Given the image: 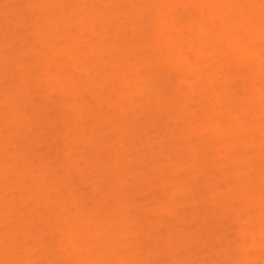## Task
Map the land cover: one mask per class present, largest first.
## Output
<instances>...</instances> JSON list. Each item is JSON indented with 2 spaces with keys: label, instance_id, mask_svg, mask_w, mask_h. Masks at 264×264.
I'll return each mask as SVG.
<instances>
[{
  "label": "rangeland",
  "instance_id": "1",
  "mask_svg": "<svg viewBox=\"0 0 264 264\" xmlns=\"http://www.w3.org/2000/svg\"><path fill=\"white\" fill-rule=\"evenodd\" d=\"M130 1L132 2L130 3ZM193 1L52 0L51 2V0H0V47L2 48V53L0 54V212L5 211V214L2 213L0 217L4 216V220L7 219L4 222L0 218L1 260L4 257L7 258L9 255H12V258L15 256L18 261L11 260L15 262L10 264L17 262L18 264H27L24 263L25 258L31 255L32 258L30 257L31 260L29 259L31 264H51V262L53 264L54 260V264H74L75 262L79 264L78 259L80 262L82 260L85 261L82 264H120V262L122 264V259L126 261H123L124 264H141L147 260L148 262L150 261L149 264H252L253 262V264H264V221L261 225L259 222L261 220L259 218L261 216L264 217V198L263 195L261 197L257 196L260 198L256 200L257 197L255 196L258 194L257 190L259 191L260 189L258 188L259 185L264 187L262 182L257 187L255 186L258 184V178L260 177L262 181L263 179L261 177H264L260 176L261 172V175L264 174V171H262L264 169V161L258 160L262 155L260 153H264V126H262L264 125V94H262L264 93V38H260V35L258 36L255 30L257 28L256 25H259L257 18L255 19L253 17L252 19L250 16L254 15L255 12H259V17L261 13L264 14V0H217L218 2L216 4L217 7L220 5L219 9L217 7L214 8L216 10L209 9L213 8L210 5L211 7L207 8V10L204 8L206 10L205 13L202 10V14H200L199 9L196 10L197 6L199 7L201 5V0H195L197 3H193ZM212 1L211 3H215ZM55 2L57 3L53 4ZM166 3L168 6L166 5L167 7H164ZM231 3H241L242 6L239 5L237 7L236 4L231 5ZM159 4L161 7L163 6V9L161 8L162 10L160 11H158L160 9ZM144 5L151 7L148 8L150 10L152 9V12L150 13L149 9L145 8ZM254 7L258 9V12H252L254 10L252 8ZM144 8L148 11H145ZM99 9L100 11H98ZM95 11H97V17ZM196 11L198 12L196 13ZM187 17L192 20L191 23H187L188 26L185 23L188 20ZM58 18L61 20L58 21ZM110 18L111 20H109ZM183 18H186V20ZM230 18L231 20L235 19L234 21L238 22L240 27L237 29L231 26L229 31L223 35L226 32L223 31V26L227 25L225 22L227 23ZM171 20L175 24H178V26L176 24L177 28L180 27L182 29L180 31L179 29H175L174 31L175 24H171ZM43 23L46 24L44 25ZM162 23L167 25H163L166 28L172 27L173 25L174 28L172 27V30L167 29L172 32L167 31L168 34L164 30L165 27L163 28ZM55 24H57L56 27ZM180 24L181 26H179ZM68 25H70L71 29H69ZM204 25L207 27H204ZM38 26L39 28H37ZM206 28L209 30L207 33ZM162 31L166 32V35ZM31 32L33 33V37H30ZM27 34L30 35L28 36ZM98 34L100 35L98 36ZM185 38L186 41L184 42ZM237 38L240 41H237ZM190 39L197 46L192 48L193 43H191ZM166 40L170 41L169 44L171 46L164 44L168 42ZM97 44L101 47H98ZM181 45H184L182 46L184 51L181 49ZM203 45L205 47H202ZM171 47L173 49L177 48L178 50L174 49L172 50L174 52H170ZM197 47L203 49H198ZM192 49H195L194 51L196 53L202 50V54H200L202 57L193 53L194 51ZM64 50L68 51L63 52ZM179 50H182L181 52L183 53L185 52L187 57L180 53ZM176 51H179L177 53L180 54L173 57ZM51 52H56V55L54 56ZM248 52H250L249 55H254V58L250 57L252 60L248 57ZM170 53L175 54L171 55ZM68 54L73 55L72 58H75L73 60L78 64L71 61L68 62V59L71 58V55L68 57ZM255 55L260 56V60L255 58ZM169 57L172 59L171 61ZM193 59H196V61H192ZM237 60L243 63V66L242 63H239L243 69L239 67L236 70L235 62ZM96 61L97 63H95ZM15 62L17 64L12 65ZM64 62L66 64L63 67L62 64ZM68 63H73V68L70 67L72 64H69V66ZM244 63H251L252 65L249 66L251 68L248 69V67H245ZM21 64L27 70L21 68ZM25 64L27 67L24 66ZM30 65L34 67L30 68ZM74 65H76V69H74ZM17 66L20 68V72L17 71ZM68 67H70V70H73V75V72ZM221 67H226L227 69H224L229 72L223 73L220 69ZM67 68V74L71 73L70 75L72 76L64 73L67 72ZM118 68L119 70H117ZM217 69L220 70L218 72L219 74H215L217 73ZM17 72L24 73L22 74L23 77L22 75L20 77V74L19 76L16 75L18 74ZM192 72L195 73L191 74ZM235 74H237V78H235ZM228 76L229 79H231V76L234 77L232 78L233 80L229 81H233L232 84L234 86H231V83H227L228 81L226 79ZM72 77L74 80L77 79L75 83ZM18 78H21V80ZM88 81L90 82L88 83ZM78 82L80 85L77 84ZM12 84L14 87H12ZM75 84H77L76 90L73 88ZM92 84H95L96 87L100 86V90L97 88L99 91H95L96 88L94 86L91 88L92 86H90ZM211 85H215V89ZM78 86L79 88L82 87L80 88L81 91L78 89ZM19 89L23 92L22 94L18 92ZM68 89H71V93ZM91 90L95 94H92ZM193 93L194 95L197 94V97H193ZM19 94L21 95L19 96ZM22 95L26 96V101L23 100L24 102H20L22 99H19ZM101 95L102 97L98 99ZM122 95L124 97L123 99ZM31 96L34 98L29 99ZM22 98L24 99V97ZM118 98L119 100H117ZM186 100L193 103V106L187 102L190 104L187 106L190 107L186 106L183 108L182 106L187 104L184 102ZM5 101L9 102L6 103ZM174 102L177 103V107H175L176 104ZM4 103L5 105H3ZM88 103L89 105H86ZM110 103L113 105H110ZM25 104L26 106L23 108L22 105L24 106ZM77 105L78 107L81 105L77 109L82 108V111L80 110L81 113L84 111L82 114H79V111L76 110ZM41 106H44V109ZM191 106L196 111L193 109L190 110ZM158 112H161L162 115ZM89 113L91 114L89 115ZM19 114L21 118L23 115L24 118L22 119L25 121L21 120ZM252 115H254L255 119L258 118V121L254 120V117L252 120ZM257 115L260 116L256 117ZM233 116L239 118V120L237 119V121ZM11 118H15L13 119L14 121L10 120ZM103 119H105L104 124L107 122L105 125H101ZM249 120L251 123L253 121V127L249 123ZM2 121L5 123L3 124ZM9 121L13 122L11 123L12 125L9 124ZM193 122L194 125L192 124ZM257 123L260 125H257ZM5 124H8V126ZM211 125H216L218 130H213V126ZM92 126L95 130L93 128L91 129ZM115 126H118L120 130L118 127L115 130ZM249 126L251 127L249 128ZM237 128L241 134L244 129L246 131L250 129V133L244 132L247 134V136L245 135L247 139L243 137L244 133L241 137L237 136L236 132H239L236 131ZM35 135L40 136L36 137ZM145 136L146 138H144ZM217 136L219 137L217 138ZM236 137L237 139H241L242 143L240 140H238L239 142L235 141L234 139ZM87 138H92L90 139L91 141L94 140L92 144L96 145L95 143L97 142L102 148L98 144L96 145L97 147H90L89 144L91 143L88 144L86 142L89 141ZM212 140H215L216 143ZM252 140L255 142H252ZM109 141H111L112 147L111 145L109 146ZM113 142H117L116 144L118 146ZM206 142L207 144H205ZM245 143L252 144L247 145L252 148H248V151L245 149L247 154L251 151L253 155H258L253 156L255 159L253 158L252 160V167L256 170H250L251 168L249 167H251L250 164L252 163L246 164L249 169L246 166L243 167V162L240 165L241 161L245 160L239 154L241 153L240 149L246 145ZM242 144L243 146H241ZM255 144L257 146H253ZM106 145L112 149L110 150ZM212 146L216 148H212ZM98 147L102 150L97 149ZM257 147L261 149L259 153H257ZM238 154L239 159L236 158ZM204 155L207 157L205 160H203ZM211 156L218 159L216 160ZM262 158L260 159L262 160ZM198 161L202 163L200 164ZM227 161L230 165L227 164ZM95 162H97V165ZM108 165L110 168L106 170ZM220 165L224 167H220ZM219 168L223 169L222 173ZM244 168L249 173L250 171L253 173H250V175L246 174ZM111 169L115 170L111 171ZM240 174L246 177H242L243 175L237 177ZM211 176L215 178L210 179L212 178ZM167 178L171 179V184V181L169 182ZM241 178L243 180L240 181L239 179ZM207 179L212 181L209 182ZM215 180L220 181L221 184H218L220 187L214 183ZM225 180L230 182L227 183ZM175 182H179L184 189L182 186H179V183L178 186L174 185L177 184ZM162 186L164 187L163 192ZM174 186L177 189L179 187L180 193H177V189ZM173 189L176 191L175 194H181V196L179 195V197L173 194ZM222 190L224 191V195H227L225 197H228V199L232 198V201H229L230 203L225 202L223 204L224 201H222L223 203L217 201L222 200V198L217 197L218 193H221ZM181 191L183 192L181 193ZM237 192L241 193V195H237L239 194ZM71 194L74 195V198ZM25 197L28 199H24ZM208 198L210 199L208 200ZM153 199H156V202ZM213 201H217L219 206H213ZM71 203L74 204L72 205ZM163 204L167 205L162 206ZM178 204L179 206H177ZM220 204L225 205L226 209L232 208L230 207L232 205L235 208L233 215L229 212L230 210L226 211V209H223L225 208L224 206L220 207ZM180 205L183 206L181 207L182 209ZM250 206L253 208L252 210H249L251 209ZM126 207H128V210ZM159 208L164 209L163 212L165 211L164 214H166L165 218L162 210ZM141 209L142 211L140 212ZM32 210L35 211L32 212ZM235 211L241 212L242 214L240 213L235 217ZM90 215L93 217L91 218ZM91 219H93V223L90 221ZM87 222L89 225H87ZM122 223H125V225H122ZM166 225H169V232H167L169 229H167L168 227ZM157 226H161V228ZM120 232L123 234H120ZM91 233L95 236H92ZM167 233L170 234L167 236ZM29 235L32 238L29 237V239ZM216 236L218 239L214 240ZM96 237L100 239L98 240ZM213 237L214 239H212ZM222 237L224 240L221 239ZM40 243L44 247L47 244L46 249L50 247L47 249L48 251L44 247V250H42V246L39 245ZM186 243L191 248L187 247L186 249V246H188ZM112 245L113 247L116 246L115 248L117 249H111ZM174 245L177 248L174 249ZM55 246L56 248L59 246L60 251L58 248L54 249ZM138 248L139 251L137 250ZM178 248H183V250H179ZM5 251L8 254L5 255ZM54 251L56 254L61 251L63 252L57 255L60 260L55 258L57 256ZM136 251L138 252L137 254H135ZM26 252L28 254L30 253V255L26 256L28 255H25ZM103 252L105 255L102 254ZM167 252H170L169 256ZM238 253H241L240 257ZM195 254L196 256H194ZM244 256H247L246 261L244 260ZM136 257L137 260L140 257L139 262H142L137 263L138 261L133 260ZM248 257L252 258V263L248 261L250 259ZM116 258L121 260H116ZM108 259H110V262ZM238 259H241V261L239 260L236 263L235 260ZM2 263L4 264L5 261H0V264ZM143 264L147 263L145 262Z\"/></svg>",
  "mask_w": 264,
  "mask_h": 264
},
{
  "label": "bare ground",
  "instance_id": "2",
  "mask_svg": "<svg viewBox=\"0 0 264 264\" xmlns=\"http://www.w3.org/2000/svg\"><path fill=\"white\" fill-rule=\"evenodd\" d=\"M55 1H56V0H55ZM62 1H63V0H62ZM104 1H106V0H104ZM109 1H110V0H109ZM121 1H122V0H121ZM152 1H153V0H152ZM158 1H159V0H158ZM192 1H193V0H192ZM202 1H205V2H202ZM211 1H212V0H211ZM211 1L201 0V1H200V2H201V5H199V4H200V3H199V4H198L199 7L197 6L196 10L199 9V10H200V14H202L203 11H204V13H205V11L207 10V8L211 7L210 5H212L213 8H209V9H214L215 7H217V4H216V3H217L219 0H218V1H217V0H213V1H212V2H215V3H211ZM51 2H52V0H51ZM51 2H50V3H51ZM53 2H54V1H53ZM107 2H108V1H107ZM111 2H114V1H111ZM131 2H132V1H130V3H131ZM144 2H145V1H144ZM155 2H156V0H155ZM162 2H163V1H162ZM167 2H168V1H167ZM171 2H172V1H171ZM194 2L197 3V1H195V0L193 1V3H194ZM206 2H207V3H206ZM56 3H57V2H55V3H53V4H56ZM158 3H159V2H158ZM191 3H192V2H191ZM15 4H16V3H15ZM102 4H103V3H102ZM119 4H120V3H119ZM123 4H124V3H123ZM161 4H162V3H161ZM232 4H234V3H231V5H232ZM235 4L237 5V7H239V5L242 6L241 3H235ZM235 4H234V5H235ZM139 5H140V4H139ZM166 5L168 6V4L166 3V4L164 5V7H165ZM202 5H203V6H202ZM13 6L15 7V5H13ZM50 6H51V5H50ZM53 6H55V5H53ZM118 6H119V5H118ZM146 6H147V5H146ZM146 6L144 5L145 8H148V7H149V6H148V7H146ZM154 6H155V5H154ZM156 6H158V5H156ZM167 6H166V7H167ZM51 7H52V6H51ZM159 7H160V9H158V11H160V10L163 9V6L161 7L160 4H159ZM159 7H158V8H159ZM185 7H186V6H185ZM194 7H196V6H194ZM219 7H220V5L217 7V9H219ZM142 8H143V7H142ZM145 8H144V9H145ZM149 8H151V7H149ZM149 8H148V9H149ZM161 8H162V9H161ZM204 8H206V10H205ZM97 9H98V8H97ZM124 9H125V8H124ZM155 9H156V8H155ZM164 9H165V8H164ZM252 9H254V10L252 11ZM252 9H251V11H252L253 13H254L255 11L258 12V9H255V7L252 8ZM146 10H147V9H145V11H146ZM202 10H203V11H202ZM214 10H216V9H214ZM220 10H221V9H220ZM98 11H100V9H99ZM128 11H129V10H128ZM147 11H148V10H147ZM149 11H150V13H151V12H152V9H151V10L149 9ZM155 11H156V10H155ZM93 12H94V10H93ZM93 12H92V13H93ZM96 12H97V11H95V13H96ZM156 12H157V11H156ZM187 12H188V11H187ZM197 12H198V11H196V13H197ZM201 12H202V13H201ZM210 12H211V11H210ZM252 12H251V14H252ZM92 13H91V14H92ZM112 13H113V12H112ZM118 13H119V12H118ZM123 13H124V12H123ZM137 13H138V12H137ZM260 13H261V12H260ZM114 14H115V13H114ZM121 14H122V12H121ZM143 14H144V13H143ZM187 14H189V13H187ZM187 14H186V16H187ZM190 14H191V13H190ZM30 15H31V14H30ZM62 15H63V14H62ZM95 15H96V17L98 16L97 13H96ZM122 15L124 16V14H122ZM135 15H136V14H135ZM204 15H205V14H204ZM257 15H258V17H259V12H258V13L255 12L254 15H250V16H251L252 19H253V17H254L255 19L257 18V22L259 23V25H256L257 28H256V29L254 28V29L257 31L258 36L260 35V38H262V37L264 38V30H263V26H264V14L261 13V16H260L259 18L257 17ZM25 16H26V15H25ZM99 16H101V15L99 14ZM118 16H119V15H118ZM188 16H189V15H188ZM28 17H29V16H28ZM28 17H27V18H28ZM59 17H60V15H59ZM61 17H62V16H61ZM94 17H95V16H94ZM112 17H113V16H112ZM151 17H152V16H151ZM25 18H26V17H25ZM66 18H67V17H66ZM100 18H101V17H100ZM114 18H115V17H114ZM117 18H118V17H117ZM140 18H141V17H140ZM187 18H188V17H187ZM68 19H69V18H68ZM103 19H104V18H103ZM115 19H116V18H115ZM155 19H156V18H155ZM183 19L186 20V18H183ZM56 20H57V19H56ZM56 20H55V22H56ZM59 20H61V19L58 18V21H59ZM109 20H111V18H110ZM230 20H231V18L229 19V21H228V19H227L228 22H227V23L225 22V24H227V25L223 26V29H224L223 31H226V32L223 33V35H224L225 33H227V31H229V29H230L231 26H232L233 28L235 27V28H237V29H239V27H240V24H239L238 22H235V21H234L235 19H234V20L232 19L231 21H230ZM63 21H64V20H63ZM65 21H67V20L65 19ZM65 21H64V22H65ZM95 21H96V19H95ZM99 21H100V20H99ZM188 21H190V22H188ZM191 21H192L191 18H188L187 22H185L186 25L188 26L187 23H191ZM233 21H234V22H233ZM46 22H48V21H46ZM61 22H62V21H61ZM69 22H70V21H69ZM49 23H50V20H49ZM49 23H47V24H49ZM98 23H99V22H98ZM118 23H119V22H118ZM172 23L175 24V22H172V20H171V24H172ZM43 24H44V23H43ZM45 24H46V23H45ZM45 24H44V25H45ZM65 24H66V22H65ZM67 24H68V23H67ZM74 24H75V23H74ZM102 24H104V23H102ZM102 24H101V25H102ZM125 24H126V23H125ZM157 24H159V23H157ZM169 24H170V23H169ZM176 24H177V23H176ZM176 24L174 25L175 28H174V26L172 25V27L174 28V31H175V29H177V30L179 29V31H180L182 28H181V29H180V27L177 28L178 24H177V26H176ZM207 24H208V23H207ZM37 25H38V24H37ZM49 25H52V24H49ZM56 25H57V24H55V27H56ZM99 25H100V24H99ZM117 25H118V24H117ZM120 25H121V24H120ZM163 25H166V24L162 23V26H163ZM205 25H206V24H205ZM205 25H204V27H207V26H205ZM40 26H41V25H40ZM65 26H66V25H65ZM65 26H64V27H65ZM68 26H69V29H71V28H70V25H68ZM68 26H67V27H68ZM77 26H79V25H77ZM91 26H92V25H91ZM155 26H157V25H155ZM158 26H159V25H158ZM162 26H161V27H162ZM166 26H167V25H166ZM168 26H169V25H168ZM179 26H181V24H180ZM208 26H210V25H208ZM213 26H216V25H213ZM256 26H255V27H256ZM42 27H43V26H42ZM55 27H54V28H55ZM67 27H66V28H67ZM99 27H100V26H99ZM101 27H102V26H101ZM107 27H108V26H107ZM164 27H165V26H163V28H164ZM172 27H171V26H170L169 28H166V27H165L164 30L167 32L168 30H172ZM227 27H229V28H227ZM37 28H39V26H38ZM49 28H51V27H49ZM52 28H53V27H52ZM82 28H83V27H82ZM119 28H120V27H119ZM122 28H123V27H122ZM154 28H155V27H154ZM157 28H158V27H157ZM170 28H171V29H170ZM209 28H210V27H209ZM83 29H84V28H83ZM126 29H127V28H126ZM143 29H144V28H143ZM167 29H168V30H167ZM202 29L204 30L203 27H202ZM206 29H207V30H206V33H207L209 30H208V28H206ZM38 30H39V29H38ZM38 30H37V31H38ZM49 30H50V29H49ZM114 30H115V29H114ZM114 30H113V31H114ZM159 30H160V29H159ZM190 30H192V29H190ZM190 30H189V31H190ZM35 31H36V30H35ZM37 31H36V32H37ZM69 31H70V30H69ZM134 31H135V30H134ZM144 31H145V30H144ZM174 31H173V32H174ZM182 31H183V30H182ZM38 32H39V31H38ZM100 32H101V31H100ZM111 32H112V31H111ZM115 32H116V31H115ZM123 32H124V30H123ZM127 32H128V31H127ZM162 32H163V31H162ZM162 32H161V33H162ZM166 32H163V33H165L164 35H166ZM168 32H170V31H168ZM168 32H167V33H168ZM171 32H172V31H171ZM171 32H170V33H171ZM191 32H192V31H191ZM203 32H204V31H203ZM174 33H176V32H174ZM180 33H181V32H180ZM230 33H231V32H230ZM230 33H229V35H230ZM32 34H33V33L31 32V35H30V34H27V35H28V36L30 35V37H31ZM35 34H36V33H35ZM38 34H39V33H38ZM38 34H37V35H38ZM117 34H118V32H117ZM154 34H155V33H154ZM156 34H157V33H156ZM158 34H159V33H158ZM168 34H169V33H168ZM37 35H35V36H37ZM99 35H100V34H98V36H99ZM164 35H163V36H164ZM170 35H171V34H170ZM192 35H195V34H192ZM226 35H227V34H226ZM116 36H117V35H116ZM154 36H155V35H154ZM161 36H162V35H161ZM215 36H216V35H215ZM215 36H214V37H215ZM32 37H33V36H32ZM38 37H39V35H38ZM114 37H115V36H114ZM146 37H147V36H146ZM168 37H169V36H168ZM3 38H4V37H3ZM161 38H163V37H161ZM166 38H167V37H166ZM166 38H165V39H166ZM179 38H180V37H179ZM183 38H184V37H183ZM65 39H66V36H65ZM100 39H101V38H100ZM115 39H117V38H115ZM97 40H98V39H97ZM100 41H102V40H100ZM166 41H168V42H166V43H164V44H165V45L168 44L169 46H171V45L169 44L170 41H169V40H166ZM180 41H181V40H180ZM185 41H186V38L184 39V42H185ZM190 41H191V39H190ZM237 41H240V39L237 38ZM110 42H111V41H110ZM160 42H161V41H160ZM163 42H164V41H163ZM25 43H27V42H25ZM90 43H91V42H90ZM104 43H105V42H104ZM191 43H193L192 48H193L194 46H197L196 43H194V41H191ZM93 44H94V43H93ZM109 44H110V43H109ZM123 44H124V43H123ZM159 44H160V43H159ZM171 44H172V43H171ZM181 44H183V43L181 42ZM2 45H4V44H2ZM2 45H1V46H2ZM70 45H71V44H70ZM97 45H98V44H97ZM162 45H163V44H162ZM168 45H167V46H168ZM174 45H175V44H174ZM174 45H173V47H175ZM178 45H179V43H178ZM27 46H28V45H27ZM89 46H90V45H89ZM99 46H100V45H98V47H99ZM109 46H110V45H109ZM154 46H155V45H154ZM163 46H164V45H163ZM169 46H168V47H169ZM182 46H184V45H181V46H180L181 49H183ZM2 47H3V46H2ZM25 47H26V45H25ZM95 47H97V46H95ZM100 47H101V46H100ZM111 47H112V45H111ZM121 47H122V46H121ZM152 47H153V46H152ZM155 47H156V46H155ZM164 47H165V46H164ZM164 47H163V48H164ZM173 47H171L172 49H171L170 52H174V51H172V50L175 49V48L173 49ZM202 47H205V46L203 45ZM246 47H248V46H246ZM0 48H1V47H0ZM3 48H4V47H3ZM91 48H92V47H91ZM124 48H126V47H124ZM160 48H162V47L160 46ZM197 48H198V47H197ZM207 48H208V47H207ZM20 49H21V48H20ZM71 49H72V47H71ZM98 49H99V48H98ZM122 49H123V48H122ZM167 49H168V48H167ZM169 49H170V48H169ZM176 49H177V48H176ZM176 49H175V50H176ZM195 49H196V48H195ZM195 49H192V51H194ZM198 49H203V48H198ZM247 49H248V48H247ZM247 49H246V50H247ZM1 50H2V48L0 49V54L2 53ZM16 50H18V49H16ZM68 50H69V48H68ZM68 50H64L63 52L68 51ZM89 50H90V49H89ZM89 50H88V51H89ZM103 50H104V49H103ZM117 50H118V49H117ZM127 50H128V49H127ZM177 50H178V49H177ZM18 51H19V50H18ZM18 51H17V52H18ZM26 51H27V48H26ZM86 51H87V50H86ZM90 51H93V50H90ZM122 51H123V50H122ZM163 51H164V50H163ZM179 51H180V53H182L185 57H187L185 52H184V53L181 52L182 50H179ZM179 51H176V54L173 53V54H175V55H173V54H171V53H170V54L173 55V57H174V56L180 54V53H177V52H179ZM183 51H184V49H183ZM197 51H198V50H197ZM201 51H202V50H199V51H198L199 53H198V52L196 53V52L194 51L193 53H196V54L199 56L200 54H202ZM247 51H249V50H247ZM3 52H4V51H3ZM56 52H57V51H56ZM56 52H51V53H53L54 56H55V55H56V54H55ZM155 52H156V51H155ZM200 52H201V53H200ZM22 53H23V51H22ZM57 53H58V52H57ZM70 53H71V52H70ZM86 53H87V52H86ZM86 53H85V54H86ZM88 53H89V52H88ZM124 53H125V52H124ZM249 53H250V52H248V55H249ZM3 54H4V53H3ZM25 54L27 55L26 52H25ZM71 54H72V53H71ZM71 54H68V57H70L69 55H71ZM102 54H103V53H102ZM102 54H101V55H102ZM26 55H25V56H26ZM50 55H51V54H50ZM94 55H96V54H94ZM22 56H23V55H22ZM22 56H20V57H22ZM27 56H28V55H27ZM63 56H64V55H63ZM65 56H67V55H65ZM124 56H126V55H124ZM169 56H170V55H169ZM194 56H195V55H194ZM253 56H254V55L251 54V55H249L248 57H249V58H250V57L254 58ZM23 57H24V56H23ZM52 57H53V56H52ZM68 57H67V58H68ZM72 57H73V55H71V58H72ZM77 57H78V56H77ZM87 57H88V56H87ZM89 57H91V56H89ZM173 57H172V58H173ZM200 57H202V56L200 55ZM259 57H260V56H259ZM259 57H258V55H257V56L255 55V58H258V59H259ZM9 58H10V57H9ZM16 58H17V57H16ZM71 58L68 59V62L71 61V62H74V63L76 64L77 62L74 61L75 58H72V59H71ZM113 58H114V57H113ZM122 58H123V56H122ZM164 58H165V57H164ZM196 58H197V57H196ZM18 59H19V58H18ZM20 59H21V58H20ZM73 59H74V60H73ZM90 59H91V58H90ZM161 59H162V58H161ZM169 59H170V61L172 60L170 57H169ZM197 59H198V58H197ZM241 59H242V58H241ZM241 59H240V61H241ZM250 59H251V58H250ZM24 60H25V59H24ZM24 60H23V61H24ZM47 60H48V59H47ZM72 60H73V61H72ZM76 60H77V59H76ZM80 60H81V59H80ZM87 60H88V59H87ZM99 60H100V59H99ZM167 60H168V59H167ZM194 60L196 61V59H193L192 61H194ZM251 60H252V59H251ZM259 60H260V59H259ZM161 61H162V60H161ZM195 61H194V62H195ZM237 61H238V62H237ZM237 61L235 62V63H236V64H235V66H236V67H235L236 70L239 69V67H241V66L239 65V63H242V62H239V60H237ZM11 62H12V61H11ZM21 62H22V61H21ZM47 62H48V61H47ZM120 62H121V60H120ZM165 62H166V61H165ZM18 63H19V62H18ZM22 63H23V62H22ZM86 63L88 64V62H86ZM95 63H97V61H96ZM98 63H99V62H98ZM159 63H160V62H159ZM13 64H17V63L15 62V63H12V65H13ZM23 64H24V63H23ZM23 64H21V65H22L21 68H23ZM39 64H40V63H39ZM39 64H38V65H39ZM42 64H43V63H42ZM42 64H41V65H42ZM64 64H66V62H64V63L62 64L63 67L65 66ZM69 64H70V65L72 64V65L70 66ZM77 64H78V63H77ZM89 64H90V63H89ZM114 64H115V63H114ZM119 64H121V63H119ZM142 64H143V63H142ZM149 64H150V63H149ZM149 64H148V66H149ZM166 64H167V62H166ZM244 64H245V67H248V69L251 68V67H249V66L252 65L251 63H249L250 65H249L248 63H247L248 65H247L246 63H244ZM62 65H61V66H62ZM68 65H69L70 67H72V66H73V63H68ZM131 65H132V64H131ZM189 65H190V64H189ZM246 65H247V66H246ZM15 66H16V65H15ZM15 66H14V67H15ZM18 66H19V65H18ZM18 66H17V67H18ZM24 66L27 67L26 64H25ZM66 66H67V65H66ZM75 66H76V65H74V67H75ZM93 66H94V65H93ZM117 66H118V65H117ZM117 66H116V67H117ZM151 66H152V65H151ZM199 66H200V65H199ZM242 66H243V63H242ZM33 67H34V66H33ZM33 67H31V65H30V68H33ZM36 67H37V66H36ZM40 67H41V66H40ZM63 67H62V68H63ZM70 67H68L69 70H70ZM88 67H89V65H88ZM88 67H87V68H88ZM90 67H92V66H90ZM118 67H119V66H118ZM122 67H123V66H122ZM188 67H189V66H188ZM24 68H25V67H24ZM24 68H23V69H24ZM28 68H29V67H28ZM68 68H67V70H66L67 72H64V73H66V74L68 73ZM72 68H73V67H72ZM79 68H80V67H79ZM96 68H97V67H96ZM119 68H120V67H119ZM119 68H118L117 70H119ZM158 68H159V67H158ZM162 68H163V67H162ZM203 68H204V67H203ZM203 68H202V69H203ZM224 68L227 69L226 67H224ZM224 68H222V67L220 68V69L222 70L223 73L228 71V70H225ZM228 68H229V66H228ZM15 69H16V68H15ZM17 69H18L17 71L20 70L19 67H18ZM25 69H26V68H25ZM25 69H24V70H25ZM37 69H39V68H37ZM64 69H65V68H64ZM64 69H63V71H65ZM74 69H76V67H75ZM166 69H167V68H166ZM241 69H243V68L241 67ZM241 69H240V70H241ZM24 70H23V71H24ZM26 70H27V69H26ZM40 70H41V69H40ZM77 70H78V69H77ZM92 70H93V68H92ZM129 70H130V69H129ZM245 70L247 71L246 68H245ZM252 70H253V69H252ZM31 71H32V70H31ZM70 71L73 72V70H70ZM70 71H69V72H70ZM81 71H82V70H81ZM87 71H88V70H87ZM97 71H98V70H97ZM174 71H175V69H174ZM187 71H188V70H187ZM204 71H205V70H204ZM241 71H242V70H241ZM14 72H15V70H14ZM19 72H20V71H19ZM19 72H17L18 74H16V75L19 76V74H20V77H21V75L24 74V73H22V72L19 73ZM117 72H118V71H117ZM175 72H177V70H176ZM196 72H197V70H196ZM216 72H217V73H215V74H219L218 72H220V70L217 69ZM228 72H229V71H228ZM236 72H237V71H236ZM27 73H28V72H27ZM87 73H89V72H87ZM171 73H172V71H171ZM193 73H195V72H192L191 74H193ZM238 73H240V72H238ZM11 74H12V72H11ZM70 74H71V73H69V74H67V75H68V76H72V75L74 74V72L72 73V75H70ZM75 74H76V72H75ZM95 74H96V73H95ZM199 74H200V72H199ZM9 75H10V74H9ZM12 75H13V74H12ZM12 75H11V77H13ZM77 75H80V74H77ZM167 75H168V74H167ZM211 75H212V72H211ZM233 75H234V74H233ZM235 75H236L235 78H237V74H235ZM249 75H250V74H249ZM251 75H252V74H251ZM18 76H17V77H18ZM24 76H25V75H24ZM75 76H76V75H75ZM80 76H81V75H80ZM83 76H84V75H83ZM95 76H96V75H95ZM118 76H119V75H118ZM164 76H165V75H164ZM168 76H169V75H168ZM170 76H171V75H170ZM173 76H174V75H173ZM189 76H190V75H189ZM194 76L196 77V75H194ZM199 76H200V75H199ZM22 77H23V75H22ZM160 77H161V75H160ZM162 77H163V76H162ZM171 77H172V76H171ZM178 77H179V76H178ZM178 77H176V78H178ZM212 77H213V76H212ZM215 77H216V76H215ZM217 77H218V76H217ZM224 77H225V76H224ZM25 78H26V77H25ZM74 78H75V77H74ZM77 78H78V77H77ZM85 78H86V77H85ZM85 78H84V79H85ZM92 78H93V77H92ZM118 78H119V77H118ZM179 78H180V77H179ZM181 78H182V77H181ZM188 78H189V77H188ZM226 78H227V77H226ZM230 78H231V79H229V76H228V78L226 79L228 82H227V81H226V82L232 84L233 81H231V82H229V81H230V80H233L232 78H234V77L231 76ZM2 79H3V77H2ZM10 79H11V78H10ZM18 79L21 80V78H18ZM81 79H82V78H81ZM90 79H91V78H90ZM163 79H164V78H163ZM168 79H169V78H168ZM174 79H175V78H174ZM210 79H211V78H210ZM218 79H219V78H218ZM218 79H217V80H218ZM8 80H9V79H8ZM22 80H23V79H22ZM72 80H73L74 83H75V81H76L77 79L74 80L73 77H72ZM92 80H93V79H92ZM92 80H91V81H92ZM182 80H183V79H182ZM212 80H213V79H212ZM234 80H235V79H234ZM1 81H3V80H1ZM10 81H11V80H10ZM110 81H111V78H110ZM165 81H166V80H165ZM169 81H171V80H169ZM180 81H181V80H180ZM214 81H215V80H214ZM12 82H14V81H12ZM69 82H70V81H69ZM89 82H90V81H88V83H89ZM92 82H93V81H92ZM111 82H112V81H111ZM118 82H119V81H118ZM9 83H10V82H9ZM16 83H17V82H16ZM20 83H21V82H20ZM71 83H72V82H71ZM74 83H72V84H74ZM83 83H84V82H83ZM106 83H107V82H106ZM158 83H160V82H158ZM184 83H185V82H184ZM77 84L80 85L79 82H78ZM77 84H75V85L73 86L74 89L76 88ZM97 84H98V83H97ZM112 84H113V83H112ZM156 84H157V83H156ZM212 84H214V83H212ZM162 85H163V84H162ZM8 86H9V85H8ZM50 86H51V85H50ZM90 86H92L91 88H93V86H94V88H96L95 91L97 90V88H99V90H100V86H99V87H96L95 84H92V85H90ZM211 86H213V88L215 87V85H211ZM211 86H210V87H211ZM231 86H234V84H232ZM10 87H11V86H10ZM12 87H14L13 84H12ZM179 87H180V85H179ZM184 87H185V86H184ZM184 87H182V88H184ZM193 87H194V86H193ZM193 87H191V88H193ZM219 87H220V86H219ZM219 87H218V88H219ZM15 88H18V87H15ZM68 88H69V86H68ZM80 88H82V87H80ZM80 88H79V86H78V89H79V90H80ZM91 88H90V89H91ZM117 88H118V86H117ZM195 88H196V87H195ZM9 89H11V88H9ZM76 89H77V88H76ZM76 89H75V90H76ZM214 89H215V88H214ZM216 89H217V88H216ZM244 89H245V88H244ZM15 90H16V89H15ZM68 90H69V92L71 91V89H68ZM79 90H78V92H79ZM99 90H97V91H99ZM104 90H105V89H104ZM111 90H113V89H111ZM190 90H191V89H190ZM196 90H198V89H196ZM220 90H222V89H220ZM6 91H9V90H6ZM50 91H51V90H50ZM73 91H74V90H73ZM80 91H81V90H80ZM91 91H92V94H95V93H93V92H94L93 90H91ZM91 91H90V93H91ZM115 91H116V90H115ZM198 91H199V90H198ZM201 91H202V90H201ZM217 91H218V89H217ZM245 91H247V89H245ZM16 92H17V91H16ZM18 92L21 93V94L23 93V92L20 91V89L18 90ZM100 92H101V91H100ZM184 92H185V91H184ZM188 92H189V91H188ZM209 92H211V91H209ZM70 93H71V92H70ZM72 93H73V92H72ZM97 93H98V92H97ZM189 93H190V92H189ZM198 93H200V92H198ZM203 93H205V92H203ZM206 93H207V92H206ZM218 93H219V92H218ZM21 94H19V96H20ZM77 94H78V93H77ZM221 94H222V93H221ZM221 94H220V95H221ZM262 94H264V93H262ZM17 95H18V94H17ZM31 95H32V94H31ZM73 95H75V94L73 93ZM98 95H99V93H98ZM98 95H97V96H98ZM103 95L105 96V94H103ZM128 95H129V94H128ZM189 95H192V94H189ZM193 95H194V93H193ZM196 95H197V94H195L193 97H197ZM32 96H33V95H32ZM32 96H31L29 99H33L34 97L32 98ZM67 96H68V94H67ZM97 96H96V97H97ZM187 96H188V95H187ZM217 96H218V95H217ZM22 97H24V99H23ZM83 97H84V96H83ZM93 97H94V96H93ZM101 97H102V95L99 96L98 99H100ZM106 97H107V95H106ZM117 97H118V96H117ZM27 98H28V96H27ZM104 98H105V97H104ZM123 98H124V97H123V95H122V99H123ZM174 98H175V97H174ZM182 98H183V96H182ZM185 98H186V97H185ZM188 98H190V97H188ZM19 99H22V100H20V102L23 101V100L26 101V96H25V95H24V96L22 95L21 98L19 97ZM117 100H119V98H118ZM120 100H121V99H120ZM24 101H23V102H24ZM27 101H28V100H27ZM97 101H98V100H97ZM207 101H208V100H207ZM2 102H3V101H2ZM5 102L8 103L9 101H5ZM20 102H19V103H20ZM28 102H29V101H28ZM31 102H32V101H31ZM33 102H34V101H33ZM86 102H87V101H86ZM103 102H104V101H103ZM184 102L187 103L188 100H186V101H184ZM26 103H27V102H26ZM34 103H35V102H34ZM104 103H105V102H104ZM107 103H108V102H107ZM113 103H114V102H113ZM155 103H156V102H155ZM174 103H175V102H174ZM188 103H190V101H189ZM188 103H187L186 105H183L182 107L185 108L187 105H190V104H192V106H193V103H190V104H188ZM28 104H29V103H28ZM28 104H27V106H28ZM35 104H36V103H35ZM97 104H98V103H97ZM129 104H130V103H129ZM175 104H176L175 107H177V103H175ZM3 105H5V103H4ZM36 105H37V104H36ZM36 105H35V106H36ZM41 105H42V104H41ZM83 105H84V104H83ZM86 105H89V103L86 104ZM110 105H113V104L110 103ZM180 105H181V104H180ZM194 105H195V104H194ZM250 105H251V104H250ZM19 106H20V105H19ZM25 106H26V104H25L24 106L22 105L23 108H24ZM39 106H40V104H39ZM80 106H81V105H80ZM80 106H79V107H80ZM132 106H133V105H132ZM192 106H191V109H190V110H192V109L194 108V107H192ZM252 106H253V105H252ZM252 106H250V107L253 108L254 106H253V107H252ZM29 107H30V106H29ZM41 107H42V109H44V108H43L44 106H41ZM79 107H78V105H77V106H76V110L79 111V114H82L84 111L81 113V111H82L81 109H82V108H80V109L78 110L77 108H79ZM85 107H86V106H85ZM93 107H94V106H93ZM97 107H98V106H97ZM108 107H109V105H108ZM112 107H113V106H112ZM114 107H115V106H114ZM130 107H131V106H130ZM130 107H129V108H130ZM187 107H190V106H187ZM196 107H197V106H196ZM33 108H34V105H33ZM71 108H73V107H71ZM91 108H92V107H91ZM179 108H180V106H179ZM183 108H182V109H183ZM213 108H214V107H213ZM246 108H247V107H246ZM17 109H18V108H17ZM36 109H37V108H36ZM42 109H41V110H42ZM73 109H74V108H73ZM83 109H85V108H83ZM109 109H110V108H109ZM109 109H108V110H109ZM166 109H167V108H166ZM173 109H174V108H173ZM253 109H254V108H253ZM18 110H19V109H18ZM38 110H40V109H38ZM45 110H46V109H45ZM45 110H44V111H45ZM80 110H81V111H80ZM85 110H86V109H85ZM95 110H96V109H95ZM118 110H119V109H118ZM129 110H131V109H129ZM168 110H169V109H168ZM170 110H171V109H170ZM176 110H177V109H176ZM179 110H180V109H179ZM193 110L196 111V109H193ZM215 110H216V109H215ZM220 110H222V109H220ZM245 110H246V109H245ZM249 110H250V109H249ZM14 111H16V110H14ZM42 111H43V110H42ZM89 111H90V110H89ZM163 111H165V110H163ZM177 111H178V110H177ZM188 111H189V110H188ZM21 112H22V111H21ZM86 112H87V111H86ZM118 112H119V111H118ZM127 112H128V110H127ZM127 112H126V113H127ZM132 112H133V111H132ZM257 112H258V111H257ZM12 113H13V112H12ZM16 113H17V112H16ZM87 113H88V112H87ZM105 113H106V112H105ZM130 113H131V112H130ZM142 113H143V112H142ZM158 113L161 114V112H158ZM188 113H189V112H188ZM188 113H187V114H188ZM194 113H195V112H194ZM211 113H212V111H211ZM214 113H215V112H214ZM254 113H255V112H254ZM258 113H260V112H258ZM13 114H14V113H13ZM13 114H12V115H13ZM20 114H22V113H20ZM20 114H19V116H20V118H21V115H20ZM77 114H78V113H77ZM84 114H85V113H84ZM90 114H91V113H89V115H90ZM102 114H104V113H102ZM108 114H109V113H108ZM108 114H107V115H108ZM123 114H125V113H123ZM138 114H139V113H138ZM180 114H181V113H180ZM185 114H186V113H185ZM189 114H190V113H189ZM17 115H18V113H17ZM39 115H40V114H39ZM39 115H38V116H39ZM41 115H42V114H41ZM143 115H144V113H143ZM161 115H162V114H161ZM183 115H184V114H183ZM255 115H256V114H255ZM81 116H82V115H81ZM83 116H84V115H83ZM87 116H88V115H87ZM103 116H105V115H103ZM108 116H109V115H108ZM120 116H121V114H120ZM186 116H187V115H186ZM235 116H236V117H239V116H237V115H235ZM258 116H260V115H257L256 117H258ZM4 117H5V116H4ZM10 117H11V116H10ZM79 117H80V116H79ZM139 117H140V116H139ZM142 117H143V116H142ZM233 117H234V116H233ZM233 117H232V120H233ZM236 117H234V119H236V120L238 119V120H239V118H236ZM253 117H254V115H252V118H251L252 120H253ZM1 118H2V117H1ZM22 118H24L23 115H22ZM22 118H21V120H23ZM46 118H47V117H46ZM100 118H101V117H100ZM106 118H107V117H106ZM106 118H105V119H106ZM109 118H110V117H109ZM140 118H141V117H140ZM4 119H5V118H4ZM6 119H7V118H6ZM13 119H15V118H13ZM13 119L11 118L10 120H13ZM38 119H39V118H38ZM44 119H45V118H44ZM89 119H90V117H89ZM105 119H103L102 123L105 122ZM124 119H125V118H124ZM145 119H146V118H145ZM169 119H170V117H169ZM185 119H186V118H185ZM188 119H189V118H188ZM18 120H19V119H18ZM45 120H46V119H45ZM78 120H79V119H78ZM81 120H83V119H81ZM107 120H108V119H107ZM114 120H115V119H114ZM126 120H128V119H126ZM134 120H135V119H134ZM136 120H137V119H136ZM140 120H141V119H140ZM140 120H139V121H140ZM148 120H149V119H148ZM238 120H237V121H238ZM254 120L258 121V118L255 119V117H254ZM3 121H5V120H3ZM3 121H2V122H3ZM13 121H14V120H13ZM19 121H20V120H19ZM23 121H25V120H23ZM51 121H52V119H51ZM83 121H84V120H83ZM110 121H111V119H110ZM112 121H113V120H112ZM188 121H190V120H188ZM230 121H231V119H230ZM0 122H1V120H0ZM6 122H7V120H6ZM9 122H10V121H9ZM15 122H16V121H15ZM27 122H28V120H27ZM37 122H38V121H37ZM78 122H79V121H78ZM99 122L101 123V121H99ZM125 122H126V121H125ZM129 122H130V121H129ZM141 122H142V121H141ZM190 122H191V121H190ZM220 122H221V121H220ZM225 122H226V121H225ZM259 122L261 123V121H259ZM259 122H258V123H259ZM4 123H5V122H3V124H4ZM11 123H13V122L11 121L9 124H11ZM17 123H18V122H17ZM17 123H16V124H17ZM21 123H23V122H21ZM39 123H40V122H39ZM41 123H42V121H41ZM46 123H48V122H46ZM83 123H84V122H83ZM102 123H101V125H105L107 122H106L105 124H104V123L102 124ZM108 123H109V121H108ZM150 123H151V120H150ZM227 123H228V122H227ZM245 123H246V122H245ZM249 123H251L250 120H249ZM254 123H256V122L254 121ZM258 123H257V125H260V124H258ZM139 124H141V123H139ZM144 124H145V123H144ZM148 124H149V123H148ZM192 124L194 125V122H193ZM211 124H212V123H211ZM220 124H223V123H220ZM228 124L230 125V123H228ZM232 124H233V122H232ZM252 124H253V121H252V123H251V126H252ZM5 125L8 126V124H5ZM5 125H4V126H5ZM11 125H12V124H11ZM19 125L21 126L20 123H19ZM23 125H24V124H23ZM35 125H36V124H35ZM141 125H142V124H141ZM149 125H150V124H149ZM216 125H218V124H216ZM216 125H211V126H213V130H218V128H216ZM229 125H228V126H229ZM2 126H3V125H2ZM7 126H6V127H7ZM9 126H10V125H9ZM14 126H15V125H14ZM28 126H29V125H28ZM39 126H40V125H39ZM42 126H43V123H42ZM78 126H79V125H78ZM89 126H90V125H89ZM96 126H98V125H96ZM144 126H145V125H144ZM146 126H147V125H146ZM204 126H205V125H204ZM245 126H246V125H245ZM251 126H249V128H250ZM262 126H264V125H262ZM6 127H5V128H6ZM72 127H73V126H72ZM94 127H95V126H94ZM99 127H100V126H99ZM108 127H109V126H108ZM116 127H118V126H115V128H114L115 130L117 129ZM141 127H143V126H141ZM214 127H215V129H214ZM229 127H231V126H229ZM252 127H253V126H252ZM9 128H10V127H9ZM16 128H18V127H16ZM24 128H25V127H24ZM49 128H50V127H49ZM80 128H81V127H80ZM92 128H93V126L91 127V129H92ZM120 128H121V127H120ZM246 128H248V127H246ZM14 129H15V128H14ZM26 129H27V128H26ZM37 129H38V128H37ZM44 129H45V128H44ZM91 129H89V130H91ZM101 129H102V128H101ZM118 129H119V127H118ZM121 129H122V128H121ZM137 129H138V128H137ZM145 129H146V127H145ZM147 129H149V128H147ZM186 129H187V128H186ZM226 129H228V128H226ZM237 129H238V128H237ZM237 129H236V131H239V132H236L238 137H239V136L241 137V136L243 135L244 132L248 133L249 130H250V129L247 130V131H246L245 129H244V131L241 130V131H242V134H241V133H240V130H239V129L237 130ZM4 130H5V129H4ZM67 130H68V129H67ZM93 130H95V129L93 128ZM119 130H120V129H119ZM119 130H118V131H119ZM123 130H124V129H123ZM123 130H122V131H123ZM143 130H144V128H143ZM211 130H212V129H211ZM231 130H232V129H231ZM12 131H13V130H12ZM101 131H102V130H101ZM228 131H229V130H228ZM228 131H227V132H228ZM73 132H74V131H73ZM92 132H93V131H92ZM18 133H19V132H18ZM49 133H50V132H49ZM49 133H48V134H49ZM112 133H113V132H112ZM144 133H145V132H144ZM246 133H244V136H243V137H245V135L247 136ZM249 133H250V132H249ZM38 134H39V133H38ZM95 134H96V133H95ZM95 134H94V135H95ZM113 134H114V133H113ZM118 134H119V133H118ZM120 134H121V133H120ZM211 134H212V133H211ZM7 135H8V134H7ZM7 135H6V136H7ZM73 135H74V134H73ZM145 135H146V133H145ZM229 135H231V134H229ZM13 136H14V135H13ZM35 136H36V135H35ZM38 136H40V135H38ZM38 136H36V137H38ZM91 136H93V135H91ZM139 136H140V135H139ZM142 136H144V135H142ZM204 136H206V135H204ZM234 136H235V134H234ZM248 136H249V134H248ZM10 137H11V136H10ZM14 137H15V136H14ZM95 137H96V136H95ZM183 137H184V136H183ZM218 137H219V136H217V138H218ZM220 137H221V136H220ZM231 137H232V136H231ZM250 137H251V136H250ZM54 138H55V137H54ZM88 138H89V137H88ZM88 138H87V139H88ZM109 138H110V136H109ZM119 138H120V137H119ZM144 138H146V136H145ZM178 138H179V137H178ZM234 138H235V137H234ZM245 138H246V137H245ZM245 138H244V139H245ZM253 138H254V137H253ZM35 139H36V138H35ZM62 139H63V138H62ZM90 139H92V138H90ZM90 139H88L90 142H89V141H86L88 144L91 143V144H89L90 147H97L96 145H97L98 143L96 142V143H95L96 145H94V144H92V143L94 142V140L91 141ZM169 139H170V138H169ZM171 139H172V138H171ZM183 139H184V138H183ZM213 139H214V138H213ZM246 139H247V138H246ZM249 139H250V138H249ZM52 140H53V139H52ZM104 140H105V138H104ZM193 140H194V139H193ZM234 140H235V141H238V140L241 141V139H237V137H236V139H234ZM254 140H255V139H254ZM254 140H252V142H255ZM19 141H20V138H19ZM37 141H38V140H37ZM95 141H96V140H95ZM111 141H112V139H111ZM111 141H109L110 144H109L108 142H107V143L109 144V146L111 145V147H112ZM169 141H171V140H169ZM169 141H168V142H169ZM176 141H178V140H176ZM212 141L215 142V140H212ZM230 141H233V140H230ZM235 141H234V142H235ZM7 142H9V141H7ZM7 142H6V143H7ZM22 142H23V141H22ZM86 142H85V143H86ZM104 142H105V141H104ZM172 142H173V141H172ZM178 142H180V141H178ZM210 142H211V140H210ZM238 142H239V141H238ZM24 143H25V142H24ZM46 143H47V142H46ZM113 143L116 144L117 142H113ZM203 143H204V142H203ZM215 143H216V142H215ZM215 143H214V145H215ZM235 143H237V142H235ZM241 143H242V141H241ZM257 143H258V142H257ZM257 143H256V144H257ZM22 144H23V143H22ZM115 144H114V145H115ZM177 144H178V143H177ZM205 144H207V142H206ZM218 144H219V143H218ZM218 144H217V146H218ZM245 144H246V143H245ZM245 144H244V145H245ZM256 144L253 145V146H257ZM2 145H3V144H2ZM91 145H94V146H91ZM98 145H99V144H98ZM101 145H102V144H101ZM114 145H113V146H114ZM130 145H131V144H130ZM133 145H134V144H133ZM171 145H172V144H171ZM211 145H212V144H211ZM247 145H252V144H246V145H245L246 147H245V146L242 147V148L240 147V148H241V149H240V150H241V153H239V154L242 155V156L240 155V157L245 159V160L242 159L243 161L240 160V161H241L240 165H241L242 162H243L244 166H243V165H242V166H243V167L246 166V168H248V166H247L246 164H248V163H252L253 158H254L255 156H258L257 154H256V155H255V154L253 155V154H252L253 152L251 153V151H249L250 153L248 152V154H247L248 148H251V147H249V146H247ZM106 146L108 147V145H106ZM116 146H118V145L116 144ZM175 146H177V145H175ZM238 146H239V145H238ZM241 146H243V144H242ZM4 147H6V146H4ZM99 147L102 148V146H100V145H99ZM99 147H98L97 149H99V150L101 151L102 149H100ZM111 147H108V148H110V150H111V149H112ZM197 147H199V146H197ZM232 147H233V146H232ZM1 148H2V146H1ZM108 148H107V150H109ZM203 148H204V147H203ZM206 148H207V146H206ZM212 148H216V147H215V146H214V147L212 146ZM238 148H239V147H238ZM90 149H91V148H90ZM223 149H224V148H223ZM242 149H243V150H242ZM245 149H246L247 151H246ZM251 149H252V148H251ZM251 149H250V150H251ZM253 149H254V147H253ZM127 150H128V149H127ZM165 150H166V149H165ZM184 150H185V149H184ZM228 150H230V149L228 148ZM228 150H227V151H228ZM234 150H235V149H234ZM234 150H233V151H234ZM256 150H257V153H259V150H261V149H260L259 147H257ZM199 151H200V150H199ZM225 151H226V150H225ZM235 151H236V150H235ZM245 151H246V152H245ZM94 152H96V151H94ZM203 152H204V151H203ZM211 152H212V150H211ZM213 152H214V151H213ZM242 152L244 153V157H243V153H242ZM260 152H261V151H260ZM126 153H127V151H126ZM191 153H192V151H191ZM197 153H198V151H197ZM216 153H217V152H216ZM229 153H230V152H229ZM231 153H232V151H231ZM231 153H230V154H231ZM185 154H186V153H185ZM198 154H199V153H198ZM232 154H234V153H232ZM239 154H238V156H237L236 158L239 157ZM250 154H252V155H250ZM260 154H262V155L260 156V158H262V156H264V153H260ZM96 155H97V154H96ZM186 155H187V154H186ZM209 155H210V154H209ZM228 155H229V154H228ZM98 156H99V155H98ZM195 156H196V155H195ZM197 156H198V155H197ZM201 156H202V155H201ZM204 156H205V155H204ZM231 156H232V155H231ZM233 156H234V155H233ZM253 156H254V157H253ZM209 157H210V156H209ZM209 157H208V158H209ZM211 157H212V156H211ZM217 157H218V156H217ZM245 157H246V158H249V159L246 160ZM205 158H207V157L205 156L203 160H205ZM212 158H215V157H212ZM212 158H211V159H212ZM229 158H230V157H229ZM229 158H228V159H229ZM231 158H232V157H231ZM241 158H240V159H241ZM260 158H259L258 160H260V161H264V157L262 158V160H261ZM79 159H80V158H79ZM89 159H90V158H89ZM102 159H103V158H102ZM200 159H201V158H200ZM215 159H216V158H215ZM217 159H218V158H217ZM217 159H216V160H217ZM233 159H234V157H233ZM238 159H239V158H238ZM254 159H255V158H254ZM99 160H100V159H99ZM216 160H214V161H216ZM231 160H232V159H231ZM250 160H251V162H250ZM81 161H82V160H81ZM90 161H92V160L90 159ZM211 161H213V160H211ZM224 161H226V160H224ZM233 161H234V160H233ZM246 161H248V162L246 163ZM97 162H98V161H97ZM97 162H95L96 165H97ZM112 162H116V161H112ZM198 162H200V161H198ZM204 162H205V161H204ZM217 162H218V161H217ZM229 162H230V161H229ZM234 162H235V161H234ZM238 162H239V161H238ZM102 163H103V162H102ZM110 163H111V162H110ZM110 163H109V164H110ZM196 163H197V162H196ZM196 163H195V164H196ZM201 163H202V162H200V164H201ZM235 163H236V162H235ZM61 164H62V163H61ZM107 164H108V163H107ZM114 164H115V163H114ZM227 164L230 165V163H228V161H227ZM233 164H234V163H233ZM238 164H239V163H238ZM255 164H256V163H255ZM258 164H259V163H258ZM263 164H264V162H263ZM99 165H100V164H99ZM102 165H103V164H102ZM192 165H193V164H192ZM240 165H239V166H240ZM250 165H251V167H249V168H251V169H250L251 171L256 170L254 167H252L253 163L250 164ZM94 166H95V165H94ZM104 166H105V165H104ZM104 166H103V167H104ZM193 166H194V165H193ZM204 166H205V165H204ZM255 166H256V165H255ZM111 167H112V165H111ZM207 167H208V166H207ZM220 167H224V166H223V165H220ZM226 167H227V166H226ZM235 167H236V166H235ZM97 168H98V167H97ZM101 168H102V167H101ZM107 168H110L109 165H108V167H106V170H107ZM114 168H115V167H114ZM200 168H202V167H200ZM217 168H218V167H217ZM249 168H248V169H249ZM252 168H253V169H252ZM43 169H44V168H43ZM50 169H51V168H50ZM53 169H55V168L53 167ZM60 169H61V168H60ZM68 169H69V168H68ZM99 169H100V168H99ZM115 169H116V168H115ZM115 169H113V170H115ZM196 169H197V168H196ZM219 169H221V168H219ZM57 170H58V169H57ZM113 170L111 169V171H113ZM199 170H201V169H199ZM217 170H218V169H217ZM217 170H215V171H217ZM222 170H223V169H221V173H222ZM240 170H241V169H240ZM260 170H262V169H260ZM44 171H45V170H44ZM69 171H70V169H69ZM69 171H68V173L70 174L71 171H70V172H69ZM238 171H239V169H238ZM244 171H245L246 174H249V175H250V173H253V172H251V171H250V173H249L248 170L246 171L245 168H244ZM262 171H264V169H263ZM105 172H106V171H105ZM162 172H163V171H162ZM239 172H240V171H239ZM43 173H44V172H43ZM65 173H66V172H65ZM109 173H110V171H109ZM216 173H217V172H216ZM223 173H224V172H223ZM241 173H242V170H241ZM243 173H244V172H243ZM245 173H244V174H245ZM261 173H262V172H261ZM261 173H260V176H264V174L261 175ZM69 174H68V175H69ZM111 174H112V173H111ZM111 174H110V175H111ZM160 174H161V173H160ZM70 175H71V174H70ZM110 175H109V176H110ZM241 175H243V174L237 175V177H240ZM255 175H256V174H255ZM258 175H259V174H258ZM61 176H62V175H61ZM104 176H105V174H104ZM244 176H245V175H243L242 177H244ZM52 177H53V176H52ZM65 177H67V176H65ZM113 177H114V175H113ZM211 177H212V176H211ZM217 177H218V176H217ZM233 177H234V176H233ZM245 177H246V176H245ZM63 178H64V176H63ZM82 178H83V177H82ZM114 178H115V177H114ZM162 178H165V177H162ZM209 178H210V177H209ZM213 178H215V177H212V178H210V179H213ZM230 178H231V177H230ZM261 178H262L263 180L261 181V180H260V177H259V178H258V181H257L258 184L254 183V184H256V185H255L256 187H257L259 184H261L260 182H262V184H263V186H264V183H263V181H264V177H261ZM42 179H43V178H42ZM107 179H108V178H107ZM109 179H112V178H109ZM115 179H116V178H115ZM115 179H113V180H115ZM117 179H118V178H117ZM159 179H160V178H159ZM167 179H169V178H167ZM226 179H227V178H226ZM244 179H245V178H244ZM248 179H250V178H248ZM248 179H247V180H248ZM256 179H257V178H256ZM113 180H111V181H113ZM188 180H189V179H188ZM188 180H187V181H188ZM195 180H196V179H195ZM207 180H208V179H207ZM234 180H235V179H234ZM236 180H238V179H236ZM239 180L241 181V180H243V179L241 178V179H239ZM251 180H252V179H251ZM49 181H50V180H49ZM138 181H140V179H138ZM170 181H171V179H169V182H170ZM208 181L210 182V181H212V180H208ZM208 181H207V182H208ZM225 181H227V183L230 182V181L228 182V180H225ZM114 182H115V181H114ZM114 182H113V184H114ZM169 182H168V183H169ZM179 182L182 183L181 181H179ZM179 182H178V183H179ZM217 182H219V183H217ZM222 182H223V181H222ZM163 183H164V182H163ZM168 183H167V184H168ZM171 183H172V181L170 182V184H171ZM173 183H174V182H173ZM175 183H177V182H175ZM178 183H177V184H174V185H177V186H178ZM180 183H179V186H182ZM214 183H215L216 185L221 184L220 181H218V180H215ZM238 183H240V182H238ZM19 184H20V183H19ZM119 184H120V183H119ZM67 185H68V184H67ZM102 185H103V184H102ZM162 185H163V184H162ZM164 185H165V183H164ZM164 185H163V186H164ZM119 186H120V185H119ZM163 186H162V192H163V189H164ZM172 186H173V185H172ZM166 187H167V186H166ZM166 187H165V188H166ZM174 187H175V186H174ZM182 187H183V186H182ZM218 187H220V185H218ZM73 188H74V187H73ZM117 188H118V187H117ZM120 188H121V187H120ZM120 188H119V190H120ZM239 188H241V187H239ZM258 188H260V189L262 188V189H263L264 187H261V186L259 185ZM98 189H99V188H98ZM175 189H177V188L175 187ZM178 189H179V187H178ZM178 189H177V193H180V189H179V191H178ZM183 189H184V187H183ZM183 189H181V190H183ZM223 189H224V188H223ZM234 189H235V188H234ZM237 189H238V188H237ZM260 189H259V191L257 190V193H258V194H256L255 196H256V197H257V196H260V197H261V196L263 195V198H264V189H263V190H262V189L260 190ZM48 190H49V188H48ZM72 190H73V189H72ZM167 190H168V189H167ZM173 190H174V189H173ZM225 190H226V189H225ZM37 191H38V190H37ZM134 191H135V190H134ZM183 191H184V190H183ZM183 191H181V193H182ZM228 191H229V190H228ZM231 191H233V190H231ZM234 191H235V190H234ZM261 191H263V192H261ZM222 192H223V194H222ZM222 192H221V193H218V196H217L218 198H222V200H217V201H218V202H220V201H221V202L224 201V203L222 202L223 204H225V202H226V203H230V202L232 201V198L228 199V197H225V196H227V195H224V191H223V190H222ZM254 192H256V191H254ZM260 192H261V194H260ZM73 193H74V192H73ZM175 193H176V191L174 190V191H173V194H175ZM237 193H239V192H237ZM237 193H235V194H237ZM30 194H31V193H30ZM30 194H29V196H30ZM129 194H130V192H129ZM132 194H133V192H132ZM220 194H222L221 197H219ZM226 194H227V193H226ZM235 194H234V195H235ZM71 195H72V194H71ZM175 195H178V194H175ZM179 195L181 196V194H179ZM179 195H178V196H179ZM199 195H200V194H199ZM232 195H233V194H232ZM237 195H241V193H239V194H237ZM72 196H73V198H74V195H72ZM72 196H71V197H72ZM77 196H78V195H77ZM180 196H179V197H180ZM202 196H203V195H202ZM223 196H224L225 198H224ZM228 196H229V195H228ZM236 197H237V196H236ZM238 197H239V196H238ZM260 197H257L256 200H259L258 198H260ZM173 198H174V197H173ZM234 198H235V196H234ZM24 199H28V198L25 197ZM31 199H32V198H31ZM70 199H71V198H70ZM75 199H76V198H75ZM75 199H74V200H75ZM77 199H78V198H77ZM201 199H202V198H201ZM209 199H210V198H208V200H209ZM226 199H228V200L226 201ZM253 199H255V198H253ZM55 200H56V199H55ZM155 200H156V199H153V201H155ZM172 200H173V199H172ZM204 200H205V199H204ZM213 200H214V198H213ZM28 201H29V200H28ZM36 201H37V200H36ZM70 201H73V200H70ZM151 201H152V200H151ZM193 201H194V200H193ZM206 201H207V200H206ZM217 201H213V203H214L213 206H215V205L219 206L218 203H217ZM229 201H230V202H229ZM29 202H30V201H29ZM34 202H35V201H34ZM65 202H67V201H65ZM65 202H62V203H65ZM75 202H76V201H75ZM75 202H74V203H75ZM155 202H156V201H155ZM158 202H159V201H158ZM253 202H255V200H253ZM47 203H48V202H47ZM74 203H73V204H74ZM68 204H69V203H68ZM71 204H72V203H71ZM73 204H72V205H73ZM150 204H151V203H150ZM169 204H170V203H169ZM223 204H220V205H221L220 207H223V206L225 207V205H223ZM27 205H28V203H27ZM47 205H49V204H47ZM59 205H61V204H59ZM72 205H71V206H72ZM117 205H118V204H117ZM127 205L129 206V204H127ZM132 205H133V204H132ZM165 205H167V204H165ZM165 205L163 204L162 206H165ZM170 205H171V204H170ZM183 205H184V204H183ZM208 205H209V204H208ZM226 205H228V204H226ZM229 205H230V204H229ZM49 206H50V205H49ZM65 206H66V205H65ZM122 206H123V205H122ZM122 206H121V208H122ZM134 206H135V205H134ZM134 206H133V208H134ZM162 206H161V207H162ZM177 206H179V204H178ZM217 206H216V207H217ZM11 207H13V206H11ZM137 207H138V206H137ZM172 207H173V206H172ZM174 207H175V205H174ZM181 207H183V206L180 205V208H181ZM205 207H206V206H205ZM210 207H211V206H210ZM230 207H232V208H228V209H226V207H225V208H223V209H226V211H227V210H230L229 212H231V214L233 215V210H235V208H234L232 205H231ZM250 207H251V206H250ZM127 208H128V207H126V209H127ZM162 208H163V207H162ZM164 208H165V207H164ZM168 208H169V207H168ZM176 208H178V207H176ZM187 208H188V207H187ZM208 208H209V207H208ZM211 208H212V207H211ZM30 209H31V208H30ZM119 209H120V208H119ZM119 209H117V210H119ZM124 209H125V207H124ZM134 209H136V208H134ZM159 209H161V208H159ZM170 209H171V208H170ZM170 209H169V210H170ZM181 209H182V208H181ZM252 209H253V208L251 207V209H249V210H252ZM72 210H73V209H72ZM77 210H78V209H77ZM81 210H82V209H81ZM127 210H128V209H127ZM150 210H151V209H150ZM161 210H162V212H163L164 209H161ZM197 210H198V209H197ZM231 210H232V211H231ZM236 210H237V209H236ZM33 211H35V210H32V212H33ZM75 211H76V210H75ZM121 211H122V210H121ZM141 211H142V209L140 210V212H141ZM143 211H144V210H143ZM157 211H158V210H157ZM167 211H168V210H167ZM237 211H240V210H237ZM237 211H235V212H236V213H235V217H236L238 214L241 213V212H237ZM4 212H5V211H4ZM4 212H0V216L2 215V213L5 214ZM29 212L31 213V211H29ZM80 212H81V211H80ZM149 212H150V211H149ZM158 212H159V211H158ZM121 213H122V212H121ZM150 213H151V212H150ZM164 213H165V211L163 212V214H164ZM31 214H32V213H31ZM33 214H34V213H33ZM78 214H79V213H78ZM83 214H84V211H83ZM152 214H153V213H152ZM241 214H242V213H241ZM247 214H248V213H247ZM88 215H89V214H88ZM153 215H154V214H153ZM160 215H161V214H160ZM165 215H166V214L163 215L164 218H165ZM208 215H209V214H208ZM245 215H246V214H245ZM248 215L250 216V214H248ZM262 215H263V213H262ZM41 216H42V215H41ZM78 216H79V215H78ZM84 216H85V215H84ZM84 216H83V218H84ZM118 216H119V215H118ZM128 216H129V215H128ZM173 216H174V215H173ZM190 216H191V215H190ZM202 216H204V215H202ZM209 216H210V215H209ZM72 217H73V216H72ZM85 217H87V216H85ZM90 217H91V215H90ZM92 217H93V216H92ZM92 217H91V218H92ZM221 217H223V216H221ZM221 217H218V218H221ZM235 217H234V218H235ZM0 218L3 219V220L5 219L4 216H2V217H0ZM77 218H78V217H77ZM160 218H161V217H160ZM164 218H163V219H164ZM175 218H176V217H175ZM205 218H206V217H205ZM234 218H233V219H234ZM85 219H86V218H85ZM89 219H90V218H89ZM163 219H162V220H163ZM177 219H178V218H177ZM260 219H261V220H260ZM6 220H7V219H6ZM6 220H4V222H5ZM73 220H74V219H73ZM86 220L88 221V219H86ZM92 220H93V219H91L90 221H92ZM94 220H95V219H94ZM108 220H109V218H108ZM126 220H127V218H126ZM195 220H196V219H195ZM202 220H203V219H202ZM236 220H237V219H236ZM236 220H235V221H236ZM259 220H260V221H259V222H260V225L263 224L264 217L261 216V218H259ZM78 221H79V220H78ZM97 221H98V220H97ZM118 221H119V220H118ZM121 221H122V220H121ZM123 221H124V219H123ZM128 221H129V220H128ZM189 221H190V219H189ZM189 221H188V222H189ZM196 221H197V220H196ZM257 221H258V220H257ZM74 222H75V221H74ZM93 222H94V221H92V223H93ZM100 222H101V221H100ZM131 222H132V221H131ZM156 222H157V220H156ZM162 222H164V221H162ZM170 222H171V221H170ZM194 222H195V221H194ZM98 223H99V222H98ZM125 223H127V222H125ZM125 223H122V225H125ZM164 223H166V222H164ZM164 223H163V224H164ZM101 224H102V223H101ZM199 224H200V223H199ZM201 224H202V223H201ZM217 224H218V223H217ZM87 225H89L88 222H87ZM90 225H94V224H90ZM104 225H105V223H104ZM130 225H131V224H130ZM153 225H154V224H153ZM153 225H152V226H153ZM156 225H157V223H156ZM159 225H160V224H159ZM161 225H162V224H161ZM192 225H193V224H192ZM215 225H216V224H215ZM219 225H220V224H219ZM263 225H264V224H263ZM263 225H262V226H263ZM96 226H97V223H96ZM98 226H99V225H98ZM100 226H101V225H100ZM149 226H150V225H149ZM162 226H163V225H162ZM168 226H169V225H168ZM168 226L166 225V227H168ZM170 226H171V225H170ZM76 227H77V226H76ZM114 227H116V226H114ZM129 227H130V226H129ZM131 227H132V226H131ZM157 227H160V228H161V226H157ZM163 227L165 228V226H163ZM93 228H94V227H93ZM98 228H99V227H98ZM117 228H118V227H117ZM119 228H120V227H119ZM155 228H156V227H155ZM160 228H157V229H160ZM203 228H204V227H203ZM226 228H228V227H226ZM260 228H262V227L260 226ZM260 228H259V229H260ZM76 229H77V228H76ZM96 229H97V228H96ZM123 229H124V228H123ZM167 229H169V230H167V232H169V231H170V228L168 227ZM173 229H174V228H173ZM204 229H205V228H204ZM84 230H86V229H84ZM99 230H100V229H99ZM119 230H120V229H119ZM126 230H127V229H126ZM183 230H184V229H183ZM207 230H208V229H207ZM127 231H128V230H127ZM239 231H240V230H239ZM67 232H68V231H67ZM122 232H123V231H122ZM122 232H120V234H121ZM128 232H129V231H128ZM197 232H198V231H197ZM203 232L205 233V231H203ZM0 233H1V232H0ZM21 233H23V232H21ZM21 233H19V234H21ZM94 233H95V232H94ZM185 233H186V232H185ZM215 233H216V232H215ZM237 233H239V232H237ZM15 234H16V233H15ZM84 234H85V233H84ZM91 234H92V233H91ZM91 234H89V235H91ZM117 234H118V233H117ZM122 234H123V233H122ZM169 234H170V233H169ZM169 234L167 233V236H168ZM220 234H221V233H220ZM11 235H12V234H11ZM24 235H26V233H24ZM24 235H23V236H24ZM203 235H204V234H203ZM86 236H88V235H86ZM86 236H85V237H86ZM92 236H95V235L92 234ZM97 236H98V235H97ZM110 236H111V235H110ZM143 236H144V235H143ZM165 236H166V235H165ZM167 236H166V237H167ZM208 236H209V235H208ZM223 236H224V235H223ZM14 237H15V236H14ZM29 237L32 238L30 235L28 236V238H29ZM34 237H35V236H34ZM194 237H195V236H194ZM201 237H202V236H201ZM211 237H212V236H211ZM25 238H26V237H25ZM25 238H24V239H25ZM30 238H29V239H30ZM35 238H36V237H35ZM96 238H97V237H96ZM167 238H168V237H167ZM199 238H200V237H199ZM219 238H220V236H219ZM39 239H40V238H39ZM87 239H88V238H87ZM97 239H98V238H97ZM99 239H100V238H99ZM99 239H98V240H99ZM212 239H214V237H213ZM217 239H218V238H217V236H216V239H214V240H217ZM221 239H223V237H222ZM221 239H220V240H221ZM60 240H61V239H60ZM89 240H90V239H89ZM91 240H92V239H91ZM101 240H102V239H101ZM113 240H114V239H113ZM214 240H213V241H214ZM223 240H224V239H223ZM226 240H227V239H226ZM236 240H237V239H236ZM31 241L33 242V240H31ZM34 241H35V240H34ZM38 241H40V240H38ZM169 241H170V240H169ZM35 242H36V241H35ZM57 242H58V241H57ZM61 242H62V241H61ZM61 242H60V243H61ZM92 242H93V241H92ZM211 242H212V241H211ZM236 242L238 243V241H236ZM38 243H39V242H38ZM114 243H115V242H114ZM170 243H171V242H170ZM201 243H202V242H201ZM107 244L109 245V243H107ZM110 244H111V243H110ZM116 244H117V243H116ZM173 244H174V243H173ZM186 244H187V243H186ZM186 244H185V245H186ZM23 245H24V244H23ZM33 245H34V244H33ZM39 245L42 246L43 244L40 243ZM44 245H45V244H44ZM52 245H54V244H52ZM104 245H105V244H104ZM114 245H115V244H114ZM117 245H118V244H117ZM141 245H142V244H141ZM141 245H140V246H141ZM187 245H188V244H187ZM222 245H223V244H222ZM235 245H236V244H235ZM14 246H15V245H14ZM91 246H92V245H91ZM93 246H94V245H93ZM109 246H110V245H109ZM138 246H139V245H138ZM166 246H167V244H166ZM238 246H239V245H238ZM12 247H13V246H12ZM43 247H44V246L41 247L42 250H44V248H45V250H47V249L50 248V247H49V248L46 249L47 244H46V246H45L44 248H43ZM51 247L53 248V246H51ZM115 247H116V246H115ZM115 247H113V245H112L111 249H113V248H114L113 250L117 249V248H115ZM187 247H189V245L186 246V249H187ZM206 247H207V246H206ZM241 247H242V246H241ZM241 247H239V248H241ZM9 248H10V246H9ZM38 248H39V247H38ZM57 248H58V250L60 251V247L57 246ZM57 248H56V246L54 247V249H57ZM96 248H97V247H96ZM106 248H108V247L106 246ZM139 248H140V247H139ZM139 248L137 249L138 251H139ZM170 248H171V246H170ZM173 248L175 249V248H177V247L174 245ZM189 248H191V247H189ZM197 248H198V247H197ZM220 248H221V247H220ZM6 249H7V248H6ZM111 249H110V250H111ZM134 249H135V248H134ZM178 249L180 250L181 248H178ZM7 250H8V249H7ZM10 250H11V249H10ZM10 250H9V251H10ZM51 250H53V249H51ZM66 250H67V249H66ZM110 250H109V251H110ZM181 250H183V248H182ZM30 251H31V250H30ZM47 251H48V250H47ZM47 251H46V252H47ZM59 251H58V252H59ZM62 251H64V250H62ZM62 251L59 252V253H63ZM92 251H93V250H92ZM105 251H106V249H105ZM168 251H169V250H168ZM5 252H6V251H5ZM31 252H32V251H31ZM34 252H36V251H34ZM43 252H44V251H43ZM58 252H57V253H58ZM107 252H108V250H107ZM114 252H116V251H114ZM114 252H113V253H114ZM173 252H174V251H173ZM173 252H171V253H173ZM200 252H201V251H200ZM217 252H218V251H217ZM217 252H215V253H217ZM239 252H240V251H239ZM243 252H246V251H243ZM54 253H55V251H54ZM54 253H53V254H54ZM59 253H58V254H59ZM105 253H106V252H105ZM137 253H138V252L136 251L135 254H137ZM167 253H168V256H169V253H170V252H167ZM6 254H8V253L6 252L5 255H6ZM26 254H28V253L26 252L25 255H26ZM55 254H56V253H55ZM58 254H56V256H57ZM102 254L105 255L104 252H103ZM102 254H101V255H102ZM106 254H107V253H106ZM109 254H110V253H109ZM238 254H239L238 256L240 257L241 253H238ZM242 254H243V253H242ZM5 255H4V256H5ZM29 255H30V253H29L28 255H26V256H29ZM34 255H35V254H34ZM51 255H52V254H51ZM103 255H102V256H103ZM107 255H108V254H107ZM107 255H106V257H107ZM110 255H111V254H110ZM112 255L114 256V254H112ZM218 255H219V254H218ZM246 255H247V254H246ZM7 256H8V255H7ZM9 256H10V257H9ZM9 256H8V257H9V262H8V257H7V258L4 257L2 260L5 261V263L8 262L7 264H10V263H13V262H15V261H18V260L16 259L17 257L15 258V256H14V257L12 258V255H9ZM17 256H18V255H17ZM26 256H25V257H26ZM53 256H55V255H53ZM108 256H109V255H108ZM132 256H133V255H132ZM194 256H196V254H195ZM235 256H236V255H235ZM250 256H251V255H250ZM30 257L32 258L31 255H30ZM30 257H28V258L26 257L24 263L31 264V261H29ZM103 257H104V256H103ZM228 257H229V256H228ZM241 257H242V256H241ZM246 257H247V256H244V260H245V261H246ZM253 257H254V256H253ZM256 257H258V256H256ZM18 258H20V257H18ZM52 258H53V257H52ZM55 258H58V256L55 257ZM235 258H236V257H235ZM248 258H250V257H248ZM248 258H247V259H248ZM58 259H59V258H58ZM110 259H111V258H110ZM110 259H108L109 262H110ZM117 259H118L119 261L121 260V259H119V258H116V260H117ZM139 259H140V257H139ZM139 259L137 260V257H136V258H134L133 260L138 261L137 263H141L142 261L139 262ZM172 259H173V257H172ZM176 259H177V258H176ZM226 259H227V258H226ZM250 259H251V260H250ZM250 259H249L248 261H250V262L252 263L253 260H252V258H250ZM256 259H257V258H256ZM2 260L0 259V261H2ZM11 260H15V261L12 262ZM26 260H27V261H26ZM30 260H31V259H30ZM59 260H60V259H59ZM182 260H183V259H182ZM239 260L241 261V259L235 260L236 263H237ZM244 260H243V261H244ZM52 261H53V260H52ZM54 261H55V260H54ZM54 261H53V264H54ZM75 261H76V260H75ZM77 261H79V262H78L79 264H82L83 262H85V261H83V260L80 262L79 259H78ZM103 261H104V260H103ZM105 261H106V259H105ZM111 261H112V260H111ZM123 261H125V260L122 259V264H124ZM201 261H202V260H201ZM245 261H244V262H245ZM28 262H29V263H28ZM56 262H57V261H56ZM62 262H65V261H62ZM117 262H118V261H117ZM125 262H126V261H125ZM145 262H146L147 264L150 263V261L148 262V260L145 261ZM145 262H142L141 264H143V263H145ZM5 263H4V264H5ZM47 263H48V262H47ZM72 263H73V262H72ZM106 263H107V261H106ZM118 263H119V262H118ZM253 263H254V262H253ZM253 263H252V264H253ZM2 264H3V263H2ZM15 264H18V262L15 263ZM32 264H33V263H32ZM51 264H52V262H51ZM74 264H76V262H75ZM120 264H121V262H120ZM135 264H136V263H135ZM182 264H183V263H182ZM249 264H250V263H249Z\"/></svg>",
  "mask_w": 264,
  "mask_h": 264
}]
</instances>
